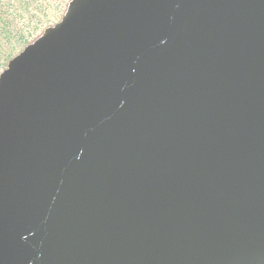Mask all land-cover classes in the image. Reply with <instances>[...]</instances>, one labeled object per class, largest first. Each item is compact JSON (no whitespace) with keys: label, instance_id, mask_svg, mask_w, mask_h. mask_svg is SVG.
Instances as JSON below:
<instances>
[{"label":"water","instance_id":"95a60500","mask_svg":"<svg viewBox=\"0 0 264 264\" xmlns=\"http://www.w3.org/2000/svg\"><path fill=\"white\" fill-rule=\"evenodd\" d=\"M0 264H264V0H66L0 69Z\"/></svg>","mask_w":264,"mask_h":264},{"label":"rangeland","instance_id":"374dc122","mask_svg":"<svg viewBox=\"0 0 264 264\" xmlns=\"http://www.w3.org/2000/svg\"><path fill=\"white\" fill-rule=\"evenodd\" d=\"M66 0H0V69L47 23L55 21Z\"/></svg>","mask_w":264,"mask_h":264}]
</instances>
